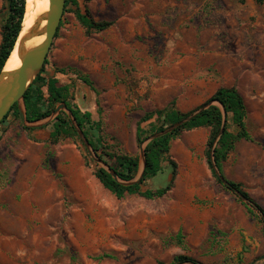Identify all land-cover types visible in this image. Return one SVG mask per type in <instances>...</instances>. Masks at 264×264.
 <instances>
[{"label":"rangeland","instance_id":"1","mask_svg":"<svg viewBox=\"0 0 264 264\" xmlns=\"http://www.w3.org/2000/svg\"><path fill=\"white\" fill-rule=\"evenodd\" d=\"M73 1L41 74L68 85L67 101L99 121L104 149L138 156L140 173L147 140L137 143L136 128L148 135L155 119L141 121L144 114L187 113L216 86H234L250 139L215 168L264 210V3ZM5 8L0 0V40ZM85 10L111 25L86 33L75 14ZM53 111L25 125L11 113L0 124V264H189L175 262L179 255L198 264L264 263V223L211 175L207 127L173 137L161 170L142 185L155 191L171 179L167 192L118 198L95 177L102 164L80 137L50 140ZM227 126L235 131L229 117Z\"/></svg>","mask_w":264,"mask_h":264},{"label":"trees","instance_id":"2","mask_svg":"<svg viewBox=\"0 0 264 264\" xmlns=\"http://www.w3.org/2000/svg\"><path fill=\"white\" fill-rule=\"evenodd\" d=\"M256 3H264V0H254ZM74 3L73 0H65L64 7L68 3ZM6 13L4 22L1 26L0 40V70L7 59L20 30L21 21L25 10V0H6ZM77 19L85 28L86 33L94 29L96 31L104 30L111 25V22L100 21L95 22L88 17V11L85 14L75 12ZM47 63L45 59L44 65ZM63 70V69H61ZM39 74L33 79L23 96V105L25 109V120L27 123L37 122L48 117L57 104H64L65 109L69 111L74 119L75 125L82 131L87 139L89 146L95 154L97 168L94 172L95 177L100 183L112 192L116 197H122L125 194H138L145 198L157 197L163 195L171 187V180L164 187L155 191L142 190V185L157 175L161 170V164L164 158H168L170 140L180 134L182 131H188L200 127L209 129L206 142L205 157L207 166L211 175L216 181L224 186V188L235 193L246 206L248 212L253 215H259V219L264 223V210L249 196L242 188L241 184L227 180L222 174L215 172V167L220 170L221 162L224 161L228 153L233 149L234 144L240 139H250L246 129V106L241 94L234 86L217 88L208 99L197 109L187 113H181L172 107L156 109L152 112L144 114L141 121H146L155 117L154 123L149 125L150 133L144 135V130L138 125L136 128V141L142 144L148 140L153 134L161 132L164 129L180 122L202 106L207 105L204 109L193 115L170 132L152 138L143 146V168L140 176H137L140 168V158L138 156H130L122 153L108 152L104 148L103 138L100 131L99 121H94L89 112H81L77 106L71 105L67 101L68 85L59 84L56 77L52 76L44 78ZM60 70H56L59 72ZM80 79L90 85V81L80 75ZM46 88V96H44L41 87ZM19 117L18 106L15 103L4 118L0 121L2 124L9 114ZM228 117L233 124L235 131H230L227 126ZM52 131L50 132V140L56 142L60 136H76L79 137L71 118L62 110L57 113L52 121ZM24 129H27L23 127ZM97 132L99 135L95 136ZM85 150L87 151L86 147ZM169 160V159H168ZM171 161V160H169ZM106 165L107 169L105 168ZM109 170H113L118 180H115ZM257 215V216H258ZM177 263H197L192 257L179 255L174 258ZM264 264V263H263Z\"/></svg>","mask_w":264,"mask_h":264},{"label":"water","instance_id":"3","mask_svg":"<svg viewBox=\"0 0 264 264\" xmlns=\"http://www.w3.org/2000/svg\"><path fill=\"white\" fill-rule=\"evenodd\" d=\"M47 1H48V7L42 17L43 26H40L41 25L40 21H38L35 26H30V28H28L25 31V33L19 38L20 32L22 31V21L24 19V14H25V10H24L20 30L14 43V46L16 42L18 43L20 64L16 69L13 70L5 71L3 70V67L0 70V121L8 113L10 108L16 103L19 110L20 122L23 125L27 123L25 120V109L24 107H22L23 104L21 105L23 96L25 91L33 81V79L39 74V72L41 71L44 65L47 52L54 38L57 27L59 25L65 4V0H47ZM42 34H44V39L39 44L21 53L24 48V43L27 40H30L36 35H42ZM13 48L11 49L10 53L12 52ZM207 105L202 106L199 110L195 111L194 113H192L185 119L181 120L180 122H177L172 126H169L168 128L164 129L161 132H157L153 134L147 141H149L152 138L170 132L172 129L179 126L181 123L188 120L193 115L204 109ZM61 109H65L64 104L58 105L54 109L53 114L56 115ZM67 112L84 146L86 148H90L89 143L87 139L84 137L82 131L75 125L74 119L71 117L69 111ZM140 156H141V170L138 176H140L143 168V148L140 151ZM103 166H105V168L107 169L106 165ZM108 171L115 180H118L113 170L108 169ZM215 172L217 175H219V172L216 168H215ZM194 264H198V263H194Z\"/></svg>","mask_w":264,"mask_h":264},{"label":"bare ground","instance_id":"4","mask_svg":"<svg viewBox=\"0 0 264 264\" xmlns=\"http://www.w3.org/2000/svg\"><path fill=\"white\" fill-rule=\"evenodd\" d=\"M48 1L47 0H25V14L22 21V31L20 32L19 38L25 33V31L30 28V26H35L38 21H40V26H43V14L47 10ZM44 39V34L36 35L30 40L24 43V48L21 53L25 52L29 48L36 46ZM20 64L18 43L16 42L12 52L6 59L3 70H13L16 69Z\"/></svg>","mask_w":264,"mask_h":264},{"label":"crops","instance_id":"5","mask_svg":"<svg viewBox=\"0 0 264 264\" xmlns=\"http://www.w3.org/2000/svg\"><path fill=\"white\" fill-rule=\"evenodd\" d=\"M42 73H43V72H42ZM42 75H43V74H42ZM52 76H54V75H47L46 78H49V77H52ZM54 77H55V76H54ZM216 89H217V86L211 91L210 94H212ZM210 94H209V95H210ZM209 95H208V96H209Z\"/></svg>","mask_w":264,"mask_h":264}]
</instances>
